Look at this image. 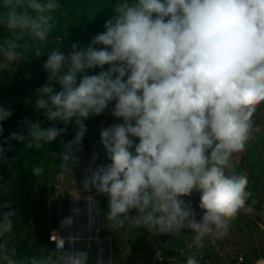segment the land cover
<instances>
[{"label": "clouds", "instance_id": "obj_1", "mask_svg": "<svg viewBox=\"0 0 264 264\" xmlns=\"http://www.w3.org/2000/svg\"><path fill=\"white\" fill-rule=\"evenodd\" d=\"M109 4L114 14L89 43L73 41L67 54L62 45L48 51L47 82L34 96L48 126L24 119L4 137V122L14 111L0 104V165L8 163L12 142L44 149L71 126L74 137L60 139L58 153L60 168L71 174L81 163L85 122L111 110L120 123L99 133L108 163L97 164L93 155L82 169L83 190L107 198V220L116 229L128 221L157 234L178 236L187 229L203 249L206 237L228 231L249 196V177L234 170V158L259 131L254 114L264 107V0ZM61 8L60 0H0L6 30L0 71L20 58L24 36L41 56ZM193 193L199 194V221L185 199ZM0 209H9L0 211V264H89L87 251L72 249L71 242L70 249L55 232L65 247L61 241L47 255L44 246L38 255L18 258L11 236L16 212L12 202ZM187 264L198 262L188 257Z\"/></svg>", "mask_w": 264, "mask_h": 264}, {"label": "trees", "instance_id": "obj_2", "mask_svg": "<svg viewBox=\"0 0 264 264\" xmlns=\"http://www.w3.org/2000/svg\"><path fill=\"white\" fill-rule=\"evenodd\" d=\"M60 2L62 8L57 14V26L44 46L41 56H35L37 44L29 37L24 36L19 41L21 44L20 58L14 65L10 64L8 68L0 71V104L10 105L14 111L13 117L4 122V137H7L10 132L18 131L22 126L20 122L24 119L41 120L48 126L43 114L35 109L34 101L37 89L47 82V73L43 64L47 60L48 51L52 47L62 45L61 50L67 54L71 51L73 41L89 43L95 35L104 31L105 21L114 14V5L109 4L110 0H60ZM5 32L6 30L0 27V40ZM25 44L28 45V48L23 47ZM105 67L107 68V66ZM88 74H94V72ZM95 122L97 121L88 120L85 122L88 130L82 141L83 151L79 153L80 164L88 165L93 153L96 152L97 142L100 140V130H92V124ZM60 126L63 127V125ZM74 133L75 129L70 126L67 133L57 142L40 150L28 147L27 141L22 144L12 142L14 145L12 149L5 152L8 163L0 165V177H3V180H0V185H2L0 187V205L12 202L16 216L25 211L28 212L38 232V249L44 246L48 248L45 255L54 252L57 243L52 239V232L44 228V225L50 223L51 215L49 213L50 206H47L45 200L42 199L45 186L39 180L43 179L52 167L56 172L62 171L60 168L62 161L58 157L61 150L59 140L67 142L74 137ZM25 135H27L26 130ZM2 139L3 137H0V140ZM4 147L7 149L8 146ZM106 161V156H104L98 158L96 163L104 164ZM36 167L43 169L40 175L34 173L33 169ZM8 210L0 209V211ZM16 216L13 218L12 242L15 240V235L21 230L20 222ZM15 247L18 250V258H30L31 255L36 254L30 245L22 239L16 243ZM201 254L207 258L205 254ZM205 260L207 261V259Z\"/></svg>", "mask_w": 264, "mask_h": 264}, {"label": "rangeland", "instance_id": "obj_3", "mask_svg": "<svg viewBox=\"0 0 264 264\" xmlns=\"http://www.w3.org/2000/svg\"><path fill=\"white\" fill-rule=\"evenodd\" d=\"M89 120L97 121L92 124L94 131H101L104 127L120 123L112 117L111 110L101 116L91 117ZM254 122L259 131L254 132V139L249 141L248 147L234 158V170L245 172L248 177L252 176L253 171L264 170V107L259 108L254 114ZM97 143L96 152L93 154L102 158L106 154L100 140ZM87 166L80 164L79 167L73 169L71 174L63 171L56 172L52 167L50 172L39 180L45 186L42 199L45 200L47 206H50L51 215L50 223L44 225V228L59 233L67 240L70 249V242L72 241L73 247L75 237L81 238L82 242L89 240L90 243L83 244V251L89 253V264H160L162 258L169 261L174 258L175 254L178 255L175 257L176 260L186 263L188 257L197 256L199 250L193 243L194 233L190 230H181L178 236L150 233L143 228L134 227L131 221L126 222L124 228H114L107 220L109 211L107 198L97 195L94 189L86 192L82 188L84 176L82 169ZM67 182L71 190L67 189ZM72 193H76V196L71 199L70 204L66 201ZM185 199L192 202L198 213L197 221H199L203 214L197 207L199 194L193 193L191 197ZM132 215H135L134 211ZM16 217L20 222L21 230L15 235L13 244L16 246V243L22 239L37 254L38 232L34 222L27 211ZM95 242L102 244V251L105 253L102 256L94 257ZM86 244L91 245L85 246ZM188 245L195 246L191 253L186 251ZM205 259L208 264L215 263L213 260H208V257Z\"/></svg>", "mask_w": 264, "mask_h": 264}, {"label": "crops", "instance_id": "obj_4", "mask_svg": "<svg viewBox=\"0 0 264 264\" xmlns=\"http://www.w3.org/2000/svg\"><path fill=\"white\" fill-rule=\"evenodd\" d=\"M251 175L247 189L249 196L245 205L259 211L262 206V200L256 182L261 186L264 193V170L253 171ZM67 189L71 190L69 182H67ZM71 195L69 199L67 197L68 200L66 201L70 204L72 203L71 199L76 196V193H72ZM205 239V247L198 249V252L205 254L209 258L208 260L215 262L214 264H255L258 260L264 258V227L247 213H238L230 221L228 231L223 235L219 237L213 235ZM73 241L72 249L76 250H83V244L85 242L90 243L89 240L82 242L83 240L77 237ZM89 245L91 244H86L85 246ZM94 246V257L105 254L102 251V244L95 242Z\"/></svg>", "mask_w": 264, "mask_h": 264}, {"label": "built area", "instance_id": "obj_5", "mask_svg": "<svg viewBox=\"0 0 264 264\" xmlns=\"http://www.w3.org/2000/svg\"><path fill=\"white\" fill-rule=\"evenodd\" d=\"M52 239L54 241H56V243L59 242H63L64 243V247L66 246L65 241L63 239H61L57 234H52ZM194 245H188L186 247V251L187 253H191L194 249ZM177 256V255H176ZM173 259H169V261H167L166 259L162 258L161 263L160 264H187V262H181L175 259V257ZM178 257V256H177ZM198 264H208V262L205 260L204 255H202L200 252H198L197 256L195 257ZM242 261V260H241ZM255 264H264V258H262L261 260H258Z\"/></svg>", "mask_w": 264, "mask_h": 264}, {"label": "water", "instance_id": "obj_6", "mask_svg": "<svg viewBox=\"0 0 264 264\" xmlns=\"http://www.w3.org/2000/svg\"><path fill=\"white\" fill-rule=\"evenodd\" d=\"M250 176V175H249ZM255 180V179H254ZM256 181V180H255ZM259 195L262 199L261 209L258 211L248 205H245L242 209H240L239 213H247L252 216L261 226L264 227V194L262 192L261 186L256 182Z\"/></svg>", "mask_w": 264, "mask_h": 264}, {"label": "flooded vegetation", "instance_id": "obj_7", "mask_svg": "<svg viewBox=\"0 0 264 264\" xmlns=\"http://www.w3.org/2000/svg\"><path fill=\"white\" fill-rule=\"evenodd\" d=\"M264 194V193H263ZM262 200V199H261Z\"/></svg>", "mask_w": 264, "mask_h": 264}]
</instances>
